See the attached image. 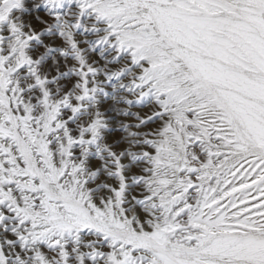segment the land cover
<instances>
[{"label": "snow or ice", "instance_id": "obj_1", "mask_svg": "<svg viewBox=\"0 0 264 264\" xmlns=\"http://www.w3.org/2000/svg\"><path fill=\"white\" fill-rule=\"evenodd\" d=\"M0 264H264V0H0Z\"/></svg>", "mask_w": 264, "mask_h": 264}]
</instances>
